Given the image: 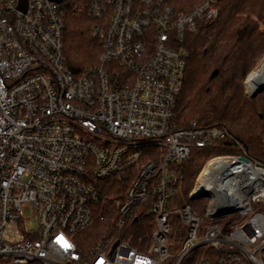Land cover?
<instances>
[{
  "label": "built area",
  "instance_id": "2783aa9c",
  "mask_svg": "<svg viewBox=\"0 0 264 264\" xmlns=\"http://www.w3.org/2000/svg\"><path fill=\"white\" fill-rule=\"evenodd\" d=\"M220 1L177 15L171 0H0V264H181L195 251L194 264H264V163L225 127L174 121L184 34L214 23ZM68 11L101 46L79 75L62 54ZM194 149L223 151L187 194L203 217L173 168ZM111 177L129 181L123 197H103ZM111 209V236L83 252L78 235ZM140 209L151 233L119 240Z\"/></svg>",
  "mask_w": 264,
  "mask_h": 264
},
{
  "label": "trees",
  "instance_id": "16d2710c",
  "mask_svg": "<svg viewBox=\"0 0 264 264\" xmlns=\"http://www.w3.org/2000/svg\"><path fill=\"white\" fill-rule=\"evenodd\" d=\"M201 1L171 0V4L178 15L190 11ZM218 6L219 14L214 23L184 34L183 45L188 57L183 84L175 99L174 121L180 128L193 120L201 128L225 127L254 159L264 163V92L252 100L243 92L246 76L264 57V0H221ZM63 25L61 42L65 67L79 75L97 64L101 46L92 37V20L84 12L68 11ZM222 153L216 149H194L187 160L173 167L180 176L183 195L187 196L204 163ZM128 183L116 177L107 179L103 185L100 183L103 197H123ZM104 216V220L98 219L78 235L83 252L111 236L116 211L111 209ZM147 218L140 209L128 221L119 240L128 237L136 240L147 234L142 225ZM170 236L172 240L183 236L179 225Z\"/></svg>",
  "mask_w": 264,
  "mask_h": 264
},
{
  "label": "rangeland",
  "instance_id": "374dc122",
  "mask_svg": "<svg viewBox=\"0 0 264 264\" xmlns=\"http://www.w3.org/2000/svg\"><path fill=\"white\" fill-rule=\"evenodd\" d=\"M262 61H264V57H262L257 63H256V65L254 66V68L248 73V75H250L252 72H253V70H255L259 65H260V63L262 62ZM248 75L246 76V78L248 77ZM246 78H245V80H246ZM245 80H244V82H243V92H244V96L245 97H247L248 99L250 98V96L251 95H249L247 92H246V87H245ZM250 100H252V99H250ZM216 150H220V149H216ZM221 151V150H220ZM185 198V201H186V203H189L192 207H194L195 209H196V211H197V214L200 216V217H203L204 216V206H205V204H204V202H202V201H199V203H197V202H194L193 203V201H191V200H189L188 199V197L186 196V195H183ZM28 215H26V217H27ZM33 225H31V226H29L30 228H34L35 227V225H34V223H32ZM142 225H143V230H145L146 232H148L147 234H149V233H151V229H149L148 228V230H146V227L148 226V225H151V219L149 218H147L146 220H144L143 222H142ZM196 253V252H195ZM195 253H191L187 258H186V260H185V264H190L191 262L194 264L195 263V261H196V258H197V253H196V255H195ZM193 257V258H192Z\"/></svg>",
  "mask_w": 264,
  "mask_h": 264
},
{
  "label": "bare ground",
  "instance_id": "6f19581e",
  "mask_svg": "<svg viewBox=\"0 0 264 264\" xmlns=\"http://www.w3.org/2000/svg\"><path fill=\"white\" fill-rule=\"evenodd\" d=\"M246 92L249 95H254L258 90H264V61L248 75L245 80Z\"/></svg>",
  "mask_w": 264,
  "mask_h": 264
},
{
  "label": "water",
  "instance_id": "95a60500",
  "mask_svg": "<svg viewBox=\"0 0 264 264\" xmlns=\"http://www.w3.org/2000/svg\"><path fill=\"white\" fill-rule=\"evenodd\" d=\"M261 92H264V90H262V89L258 90L254 95L250 96L249 99L255 98ZM203 196H205V194L204 193H201V194H198V195L193 196L191 199H197V198H200V197H203ZM225 213H227V212H223L222 214H225ZM115 245H114V247H115Z\"/></svg>",
  "mask_w": 264,
  "mask_h": 264
}]
</instances>
